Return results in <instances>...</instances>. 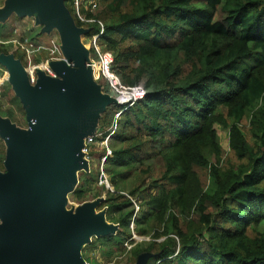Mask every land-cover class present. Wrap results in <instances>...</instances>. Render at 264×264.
<instances>
[{
    "label": "trees",
    "instance_id": "16d2710c",
    "mask_svg": "<svg viewBox=\"0 0 264 264\" xmlns=\"http://www.w3.org/2000/svg\"><path fill=\"white\" fill-rule=\"evenodd\" d=\"M60 1L81 35L111 53L121 83L144 91L97 117L105 131L119 113L103 202L119 230L91 244L149 237L123 248L128 264H264V0ZM215 125L227 130L231 159ZM4 151L0 136V168ZM92 179L80 176L78 202ZM120 192L139 203L133 229Z\"/></svg>",
    "mask_w": 264,
    "mask_h": 264
},
{
    "label": "water",
    "instance_id": "95a60500",
    "mask_svg": "<svg viewBox=\"0 0 264 264\" xmlns=\"http://www.w3.org/2000/svg\"><path fill=\"white\" fill-rule=\"evenodd\" d=\"M15 5L23 11L39 7L61 29L73 67L63 71L67 81L42 77L29 87L17 63L0 57V63L11 69L30 127V137L24 138L0 121V133L16 153L10 171L0 174V216L7 221L0 226V264H81L74 245L101 229L88 220L90 207L66 220L56 208L70 187L74 191L77 172L88 169L80 141L98 131L91 127L96 109L116 101L98 96L90 66L85 64L87 52L78 39L82 30L74 27L60 0H26ZM55 67L61 73L59 64Z\"/></svg>",
    "mask_w": 264,
    "mask_h": 264
},
{
    "label": "rangeland",
    "instance_id": "374dc122",
    "mask_svg": "<svg viewBox=\"0 0 264 264\" xmlns=\"http://www.w3.org/2000/svg\"><path fill=\"white\" fill-rule=\"evenodd\" d=\"M25 1L26 0H0V46L2 45L8 50V54H0V57L10 58L17 63L29 87H34L42 77L67 81L66 77L63 75V71L72 70L73 65L72 62L70 63L71 56L68 55L69 53L64 42L63 32L59 27L48 21L39 7L34 6L29 11H23L16 7L15 3L24 5ZM78 39L83 50L87 52L86 58H88V60L85 64L90 66L91 63L97 62V54L92 56L89 52L90 44L93 47L94 38L90 40L83 35H80ZM17 54L22 56V60L15 57ZM55 63L59 64L62 68V74L58 72L59 70L55 67ZM9 69L10 68H8L7 65L0 63V121L20 133L24 138H29L30 127L26 118L24 103L22 98L18 95V91L12 81L11 69ZM89 75L96 88L98 96L112 99L116 102H125L128 101L127 99H129V97H132L131 94L123 97L125 93L122 91H126V89L114 91L105 78H96V74L93 76L92 66H90ZM117 79L119 80V84L123 85L118 77ZM71 86L76 89V85L73 82L71 83ZM143 94L144 93L139 97ZM103 105L104 103L99 105L96 109L94 117L92 118L93 123L91 127H96L97 117L102 110ZM241 127L249 139L247 122H243ZM215 129L217 132V140L225 153L223 156L224 159H231L232 155L228 147L227 130L218 125H215ZM1 143L5 151L2 163L3 167L0 168V174H5V172L10 171L9 165L13 163L16 153L5 137H1ZM94 151L96 153H102V148L95 147ZM97 158L98 155L95 156V159H93L91 166L89 167L95 174L96 165L98 163ZM82 174H86L84 170L77 172L76 187L80 183V176ZM157 174L158 168H156L154 175L156 176ZM203 180L207 183L206 177H203ZM85 186L91 189L86 194L87 200L78 202L73 197V192L71 191L72 187H70L67 190L69 192H65L64 197L56 208L61 217L66 220L74 217L84 208L90 207L88 220L91 223H96L101 229L100 232H97L96 234L88 233L82 242L74 245L73 251L76 253L79 261H81V264H86V262L92 264V260H95L100 264H128L129 256L126 252L127 249L124 251L123 248L129 246L130 240H149V237H139L135 235V238L131 237L128 240H124L123 246L114 247L112 250L100 246L98 242L95 245H92L91 241L99 236H106L110 232H112V235H116L119 226L107 216V210L103 206L104 203L101 204L98 202V199L101 198L103 194L105 197V189L97 185V182H94V179L89 181ZM97 193L101 194L98 198L93 196V194ZM130 210V208H127L124 211ZM143 211L144 209L141 211L142 215L145 213ZM6 224V219L3 216H0V226H6ZM260 229L264 230V224ZM159 240L162 241L163 237ZM120 249L122 250L120 251Z\"/></svg>",
    "mask_w": 264,
    "mask_h": 264
},
{
    "label": "built area",
    "instance_id": "2783aa9c",
    "mask_svg": "<svg viewBox=\"0 0 264 264\" xmlns=\"http://www.w3.org/2000/svg\"><path fill=\"white\" fill-rule=\"evenodd\" d=\"M78 3H79V0H75V4L78 5ZM95 39H96V36L94 37L93 48L96 51L98 60L97 62H93L90 65L92 66L93 76L96 74L95 75L96 78H99V77L105 78L108 81V84L114 89V91H118L119 89H126V91H122V92L125 93L126 96L129 94H131L132 96V97H129V99H127L128 101L129 100L136 101L140 99L144 94L141 97L139 96L142 93H144V91L141 88H130V87H125L119 84V80L117 79V76H115L110 70L112 61H113V57L111 53L100 51V49L96 46ZM138 90H141V93L137 94ZM118 103H124V102H118ZM118 115H119L118 113L115 114L113 124L110 127H108V129H106L105 131H97L95 134L88 135L80 141V145H81L80 152L82 154L83 160L87 162L88 169L87 171H85L84 169H81L78 172H81L83 170L86 174H89L90 172H92L89 167L91 166V163L93 159H95V156H96L95 155L96 152L94 151V148L101 147L102 153L97 158L98 163L96 165V182H97V185L104 187L105 191H110V192H113V188L111 184L109 183L108 176L104 170V164H105L107 157L111 154V149L109 148V141L111 137L114 135V132L116 130V122L118 119ZM120 193L124 195L127 199H129L132 203L133 218L130 223V228L133 229V226H134L133 219L140 211L138 201L126 192H120ZM101 198L105 201L104 194L102 195ZM132 237L135 238L136 236L133 234ZM128 247H130V245ZM86 264L88 263L86 262Z\"/></svg>",
    "mask_w": 264,
    "mask_h": 264
},
{
    "label": "bare ground",
    "instance_id": "6f19581e",
    "mask_svg": "<svg viewBox=\"0 0 264 264\" xmlns=\"http://www.w3.org/2000/svg\"><path fill=\"white\" fill-rule=\"evenodd\" d=\"M87 66V65H86Z\"/></svg>",
    "mask_w": 264,
    "mask_h": 264
}]
</instances>
